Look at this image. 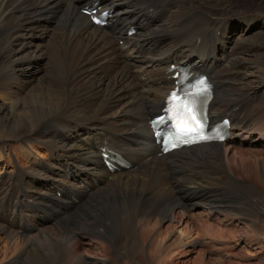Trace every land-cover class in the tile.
<instances>
[{
	"label": "bare ground",
	"instance_id": "6f19581e",
	"mask_svg": "<svg viewBox=\"0 0 264 264\" xmlns=\"http://www.w3.org/2000/svg\"><path fill=\"white\" fill-rule=\"evenodd\" d=\"M233 2L0 0V264L22 258L12 247L31 251L26 264H264L221 252L218 222L250 233L261 223L252 217L264 218V31L234 37ZM89 5L108 12L106 25L92 23ZM190 14L217 29L183 40ZM235 19V30L263 26L264 12ZM52 22L60 30L42 44ZM173 64L213 82L210 118L230 119L223 142L161 154L149 121L173 88ZM104 147L130 167L109 171ZM237 157H261L254 175ZM238 186L253 216L221 196ZM121 228L129 235L118 238Z\"/></svg>",
	"mask_w": 264,
	"mask_h": 264
},
{
	"label": "rangeland",
	"instance_id": "374dc122",
	"mask_svg": "<svg viewBox=\"0 0 264 264\" xmlns=\"http://www.w3.org/2000/svg\"><path fill=\"white\" fill-rule=\"evenodd\" d=\"M226 10H227V12H228V14L229 15H231L232 17H234V23H233V26H232V35H234V37H239L240 35L239 34H241V33H243V30H246V33H256V32H259V31H264V25L263 26H261V25H259V24H257L256 26H253V27H251V26H248V27H246L245 29H239V28H237L236 30H235V26L238 24L237 23V21H236V19H235V16L237 17V16H242V15H244V14H246V13H248V12H264V0H234V2L233 3H231V4H229V5H227V7L225 8ZM61 15H59L58 17L59 18H57L58 20H60L61 19V17H60ZM189 19V20H188ZM190 19H191V21H190ZM188 20V21H187ZM193 20V21H192ZM187 21V24L185 23ZM184 23L182 24V30H181V34H182V38H183V40H186V41H188V40H190L191 38H192V35L193 34H195L196 32H199V31H204V30H206L207 32H209V30H213V31H215L217 28L216 27H212V26H210L209 27V25H207V23H206V21H204V19H200L199 17H198V15H192V14H190V16H188L187 17V19L185 20V21H183ZM190 23H192V24H190ZM193 23H194V25H193ZM197 24V25H196ZM186 27H185V26ZM196 26V27H195ZM200 26V27H199ZM202 26L203 27H205L204 29H202ZM239 26H241V25H239ZM185 27V28H184ZM210 28L209 30H208V28ZM234 27V28H233ZM47 29H46V31H45V34L43 35L44 37H43V39H42V44H43V42H47V44H49L50 45V41L53 39V35H54V33L56 32L57 33V31L58 30H60V27H57V24L54 22H52L50 25H49V27L47 26L46 27ZM55 28H58V29H55ZM200 28H201V30H200ZM216 28V29H215ZM242 28V27H241ZM244 28V27H243ZM41 28H39L38 29V33H37V35L38 34H41L42 33V30H40ZM189 29H191V30H189ZM193 29V30H192ZM188 30V31H187ZM234 30V31H233ZM191 31V32H190ZM46 32H47V34H46ZM59 32V31H58ZM187 32V33H186ZM191 33V34H190ZM52 34V35H51ZM218 34H220L219 32H218ZM50 36V37H49ZM55 36V35H54ZM197 39V38H196ZM208 40V41H207ZM211 40L212 39H210V38H206V40L205 41H203L204 43H209V42H211ZM201 41H202V38H199L198 39V43H201ZM49 42V43H48ZM120 44H122V41L120 42ZM44 46V45H43ZM49 46L47 45V49H49L48 48ZM228 51H229V49H228ZM228 51H227V53H228ZM239 52H241V50L239 49V48H236L235 50H234V53H233V55H232V57H234V56H236L237 55V53L239 54ZM226 53V54H227ZM236 53V54H235ZM243 53V52H242ZM241 56V55H240ZM226 59V60H225ZM225 59H222L219 63H220V65H222V67H224V68H228V64L230 63V58L228 57V58H225ZM225 60V61H224ZM228 63V64H227ZM67 66V65H66ZM120 66V65H119ZM41 67L43 68V69H49L50 68V66L48 65V64H46V61H42L41 62ZM137 68H135V70H136ZM82 82H83V80H82ZM253 85V84H252ZM67 104V103H66ZM244 116L245 117H247L248 116V114H246V113H244ZM259 116H252V118L253 119H260V117L258 118ZM237 161L235 162V167H236V169L238 170V171H242V167L243 168H246V169H249V170H251L252 171V173H253V175H254V173H255V171H257V169L259 168V164L260 163H258V161L259 160H261V157L259 158V157H254V158H251L250 160H248V161H240V159L237 157V159H236ZM255 161V162H254ZM252 179H253V181H254V177H252ZM252 179H249V180H251L252 181ZM7 183L6 182H4V185H6ZM4 185H2L3 186V188L5 187ZM238 188V189H237ZM246 187H242V186H238V187H230V188H228V189H222V193L223 194H221V196L222 197H226V200L225 201H227L226 203H228V204H230V206H233V207H241V206H243V210L244 211H246L245 213H247L248 212V214H252V216H253V213L252 212H250L251 211V193H250V191H249V189H247ZM208 190H211L212 191V189H208ZM225 191V192H224ZM238 191H240V192H238ZM226 192H228V193H226ZM236 192V193H235ZM213 193V192H212ZM220 192H218L217 194H219ZM225 193V194H224ZM233 193H234V195H233ZM240 193V194H239ZM242 193V194H241ZM249 193V194H248ZM248 194V195H247ZM242 197H241V196ZM250 195V196H249ZM231 196V197H230ZM234 196V197H233ZM58 197H60V195H58ZM233 197V198H232ZM239 197V198H238ZM258 197H260L259 195H258ZM263 197H264V195H263ZM2 198V195H0V199ZM229 198V199H228ZM237 199V200H236ZM229 200H233L232 202L231 201H229ZM241 200V201H240ZM244 200V201H243ZM246 200V201H245ZM235 201H237V202H235ZM233 202H235V203H233ZM239 202V203H238ZM245 202V203H244ZM231 203H233V204H231ZM241 203H243V204H241ZM247 203V204H246ZM239 204V205H238ZM245 205V206H244ZM246 205H248V206H246ZM250 208V209H249ZM59 210H61V208L59 209ZM234 212V211H233ZM215 215H212V217H214ZM262 215L261 214H259V215H257V216H255L254 215V217H252V218H254V219H257L259 222H261V223H258V228L257 229H253L252 231L253 232H250V233H246L244 230H245V228L243 227L242 228V226H239V225H236L234 222L233 223H230L231 222V220H226V221H224L225 223H222V222H218L219 223V225L221 226L222 225V228L223 229H225V230H228V231H226V233H225V235H224V238L222 239V241L223 242H225V246L223 247V250H221V252H222V254H228V253H231V251H232V253H236V254H238L239 253V251L241 250L242 252H244V253H247L249 256H251V257H255V254H257V255H262L263 257H264V230H263V228H262V224H263V221L262 220H264V218H262L261 217ZM260 217V218H259ZM229 218H231L230 217V214H229ZM257 222V221H256ZM41 224V223H40ZM7 226H8V224H6ZM43 226H52L51 224H49V223H46L45 225H43ZM42 226V227H43ZM40 227L41 226H39V229H37L35 232H39L40 231ZM237 229H236V228ZM242 229H241V228ZM12 228V227H11ZM239 228V229H238ZM234 229V230H233ZM45 230V229H44ZM237 230V231H236ZM263 230V231H262ZM230 231L231 232H235V234L233 233L232 235H235V237H231L230 236ZM242 231V232H241ZM34 232V233H35ZM126 231H125V229H123V228H121V229H119L117 232H116V234L115 235H117V237L118 238H123V236H128L129 234L128 233H125ZM240 233V234H239ZM243 233V234H242ZM252 233V234H251ZM127 234V235H126ZM246 234H248V235H246ZM250 234V235H249ZM249 236V237H248ZM238 237H240V238H238ZM253 237V238H252ZM234 238V239H233ZM251 240H250V239ZM206 238H204L203 240H205ZM239 239V240H238ZM241 239V240H240ZM247 241H246V240ZM252 241V242H250L251 243V245H250V243L248 242V241ZM254 240V241H253ZM245 241H246V243H245ZM259 243H258V242ZM262 242V243H261ZM35 243V242H34ZM34 243H33V245H34ZM247 243H249V244H247ZM247 244V245H246ZM233 245H234V247H233ZM260 245H261V247H260ZM33 248L35 249V250H37V251H43L44 250V248H43V246H41L40 247V244H35V246H33ZM43 248V249H42ZM231 248H234V249H231ZM257 249V250H256ZM238 251V252H237ZM11 254H10V253ZM31 251L30 250H28L27 252H24L23 250L22 251H20V250H18L17 248H15V247H12L11 249H9V251H8V253H9V256H11V257H15L14 259H17V257H19L21 254V259L17 262V264H26V262H27V259H28V257L30 256L29 255V253H30ZM25 255H24V254ZM27 253V254H26ZM210 253V254H209ZM19 254V255H18ZM218 255H219V253H217ZM221 254V253H220ZM18 255V256H17ZM206 256H208V257H212V258H216L217 257V255H215V254H213V253H211L210 251L208 252H206ZM23 261V262H22ZM20 262V263H19ZM241 263H244L242 260H241Z\"/></svg>",
	"mask_w": 264,
	"mask_h": 264
},
{
	"label": "snow or ice",
	"instance_id": "6c2138e0",
	"mask_svg": "<svg viewBox=\"0 0 264 264\" xmlns=\"http://www.w3.org/2000/svg\"><path fill=\"white\" fill-rule=\"evenodd\" d=\"M99 23V21H97ZM203 84V81L200 82ZM200 95V92L197 91L188 97V94H185V97H179L175 92L172 93L170 100L174 105L173 111L177 112L180 116L179 122L177 123V130L182 134L201 132L203 129V124L200 119H198L196 111V97ZM205 137L201 134L199 139H204Z\"/></svg>",
	"mask_w": 264,
	"mask_h": 264
}]
</instances>
